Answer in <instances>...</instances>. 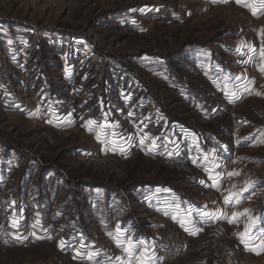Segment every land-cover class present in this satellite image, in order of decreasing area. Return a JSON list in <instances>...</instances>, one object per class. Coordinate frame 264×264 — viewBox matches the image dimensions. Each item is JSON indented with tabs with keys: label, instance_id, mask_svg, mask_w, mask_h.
Masks as SVG:
<instances>
[{
	"label": "rangeland",
	"instance_id": "rangeland-1",
	"mask_svg": "<svg viewBox=\"0 0 264 264\" xmlns=\"http://www.w3.org/2000/svg\"><path fill=\"white\" fill-rule=\"evenodd\" d=\"M262 50L260 0H0V264L106 259L115 220L145 225L151 187L196 194L202 169H232L213 143L264 178ZM156 238L187 246L163 264L231 248L221 224Z\"/></svg>",
	"mask_w": 264,
	"mask_h": 264
},
{
	"label": "crops",
	"instance_id": "crops-1",
	"mask_svg": "<svg viewBox=\"0 0 264 264\" xmlns=\"http://www.w3.org/2000/svg\"><path fill=\"white\" fill-rule=\"evenodd\" d=\"M257 131L264 132V128ZM217 143L216 146L213 143V148L210 149V152L216 155L214 161L218 159L231 164L232 169L225 175L222 172L217 173L218 167L210 170L209 173L207 169H202L201 175L197 174L190 180V187L196 190V194L192 191V194L185 195L183 191L172 185L151 187L143 197L144 211L149 216L144 222L145 225L142 227L135 221L118 218L112 228L107 230L106 237L111 247H114L112 250L115 253L107 255L106 259L93 255L90 261H95V264H103L102 261L109 260L110 264H138L137 258L141 252L146 251L147 264H163L154 255V249L158 245L156 231L159 227L170 225L187 239L197 240L206 231L213 230L216 225L221 224L230 237L235 264H264V251L256 254L255 251L250 250L253 247L259 248L260 240L248 241L249 247L245 248L238 239V235L244 232L245 225L250 223L249 217L255 220L252 232L257 235L264 232V178L242 168L248 164V160L234 156V150L233 156L219 158L220 155L228 156L230 152L226 144ZM246 145H238L236 148L237 150L249 148ZM257 164L261 166L262 162H251L252 166ZM229 173L237 174L229 176ZM246 185L249 187L244 191ZM230 195H233L232 202L225 204V197ZM245 210H247L246 215L240 216L234 223H229L234 212L244 213ZM92 240L95 241L93 237ZM121 249L130 251H126L127 255L116 252ZM204 258L208 260V264H220L215 259ZM198 260L197 256H191L183 264H198Z\"/></svg>",
	"mask_w": 264,
	"mask_h": 264
},
{
	"label": "snow or ice",
	"instance_id": "snow-or-ice-1",
	"mask_svg": "<svg viewBox=\"0 0 264 264\" xmlns=\"http://www.w3.org/2000/svg\"><path fill=\"white\" fill-rule=\"evenodd\" d=\"M221 2H228V0H221ZM235 2L239 5L240 4V0H235ZM245 7H249V8H253V15H256V11L254 10V6L253 5H249V4H245L243 5ZM261 6L264 7V0H261ZM239 51V49L237 50ZM261 57L262 59H264V50L261 51ZM261 71H264V67H261L260 69ZM239 79V78H238ZM247 90V89H246ZM257 95H260V93H256ZM234 95V93H233ZM89 124H92V121H88ZM97 139H99V136L97 137ZM141 143H143V140H141ZM237 173H229V176L235 175ZM249 186H245L244 191L248 190ZM233 195H237V194H233ZM233 195H230L229 197H225V204H229L232 202L233 199ZM247 214V210H245L244 213H233L232 217L229 219V223H234L236 222V220L242 216V215H246ZM207 216H211V214H205ZM249 224L245 225L244 228V232L238 235V239H240L241 243L244 244L245 248L249 247L248 241L251 240H260L261 244L259 246V248L253 247L250 250H253L256 252V254H260L261 251H264V232L260 233V234H254L252 232V227H254L255 225V220L251 217H249ZM61 244H63V242H61ZM126 251H130L129 249H126ZM138 264H147V252H141L140 256L137 258Z\"/></svg>",
	"mask_w": 264,
	"mask_h": 264
},
{
	"label": "built area",
	"instance_id": "built-area-1",
	"mask_svg": "<svg viewBox=\"0 0 264 264\" xmlns=\"http://www.w3.org/2000/svg\"><path fill=\"white\" fill-rule=\"evenodd\" d=\"M185 159L182 158V155L179 153L173 157L170 164L178 166L182 164ZM183 165V164H182ZM180 166V165H179ZM176 233L179 235L180 233L176 230ZM182 238V237H181ZM222 250V256L225 259V264H232V251L231 248L227 245H220ZM187 246L183 240L173 241V244H158L154 249V255L158 257V259L165 263L166 261H172L173 259L182 256L186 253Z\"/></svg>",
	"mask_w": 264,
	"mask_h": 264
}]
</instances>
